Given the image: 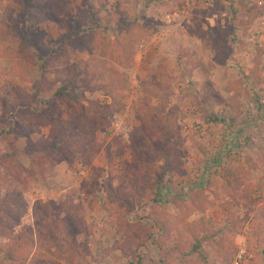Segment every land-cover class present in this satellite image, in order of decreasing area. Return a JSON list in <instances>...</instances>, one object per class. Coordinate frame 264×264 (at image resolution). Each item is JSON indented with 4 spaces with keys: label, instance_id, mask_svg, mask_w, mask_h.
<instances>
[{
    "label": "rangeland",
    "instance_id": "374dc122",
    "mask_svg": "<svg viewBox=\"0 0 264 264\" xmlns=\"http://www.w3.org/2000/svg\"><path fill=\"white\" fill-rule=\"evenodd\" d=\"M0 132V264H264V0H0Z\"/></svg>",
    "mask_w": 264,
    "mask_h": 264
},
{
    "label": "trees",
    "instance_id": "16d2710c",
    "mask_svg": "<svg viewBox=\"0 0 264 264\" xmlns=\"http://www.w3.org/2000/svg\"><path fill=\"white\" fill-rule=\"evenodd\" d=\"M51 16V15H50ZM51 17H56L55 15L51 16ZM47 19H51V18H47ZM73 34H62L59 39L56 42V46L54 48L51 49L50 55L51 58L54 59H61L63 58L66 54L70 53V49L71 47H75L76 44V40L73 38ZM86 40V39H85ZM89 55H93L92 52H89ZM106 56L102 59V64H99L98 67L103 71V70H108V66L105 65V63L109 62L110 58L122 65L125 66V62H124V58L122 56V54H118V55H112L107 57L108 55L105 54ZM105 59V60H104ZM92 63V62H91ZM88 65H92V64H88ZM47 68V67H46ZM98 70V69H97ZM84 133H92L90 131H84ZM1 133V132H0ZM77 137V136H76ZM78 138L75 137H69V136H61L60 134L55 135V137L52 139V144L53 145H64L65 147H71L75 144V142L77 141ZM81 141V140H80ZM75 154V151H74ZM165 227V225H163ZM167 231V229H166ZM177 247V243L174 244ZM20 247H16V250L12 253H19ZM238 248H236V250L234 251L233 254H235L237 252Z\"/></svg>",
    "mask_w": 264,
    "mask_h": 264
},
{
    "label": "built area",
    "instance_id": "2783aa9c",
    "mask_svg": "<svg viewBox=\"0 0 264 264\" xmlns=\"http://www.w3.org/2000/svg\"><path fill=\"white\" fill-rule=\"evenodd\" d=\"M247 255V250L245 247H239L237 252L235 253L232 264H242L245 261Z\"/></svg>",
    "mask_w": 264,
    "mask_h": 264
}]
</instances>
